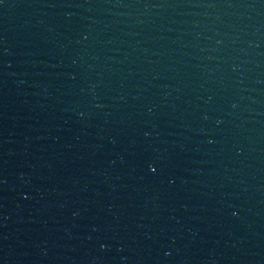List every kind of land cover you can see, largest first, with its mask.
<instances>
[{
    "label": "water",
    "instance_id": "obj_1",
    "mask_svg": "<svg viewBox=\"0 0 264 264\" xmlns=\"http://www.w3.org/2000/svg\"><path fill=\"white\" fill-rule=\"evenodd\" d=\"M0 264H264V0H0Z\"/></svg>",
    "mask_w": 264,
    "mask_h": 264
}]
</instances>
